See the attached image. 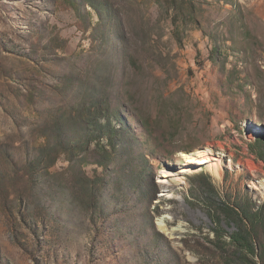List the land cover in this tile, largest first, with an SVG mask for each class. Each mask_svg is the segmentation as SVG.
Listing matches in <instances>:
<instances>
[{
	"label": "rangeland",
	"instance_id": "obj_1",
	"mask_svg": "<svg viewBox=\"0 0 264 264\" xmlns=\"http://www.w3.org/2000/svg\"><path fill=\"white\" fill-rule=\"evenodd\" d=\"M0 264H264V0H0Z\"/></svg>",
	"mask_w": 264,
	"mask_h": 264
},
{
	"label": "bare ground",
	"instance_id": "obj_2",
	"mask_svg": "<svg viewBox=\"0 0 264 264\" xmlns=\"http://www.w3.org/2000/svg\"><path fill=\"white\" fill-rule=\"evenodd\" d=\"M187 166L197 165L207 167V170L215 177L221 178L223 174V166L221 159L211 158V154L208 151L198 152L196 154L186 156Z\"/></svg>",
	"mask_w": 264,
	"mask_h": 264
},
{
	"label": "trees",
	"instance_id": "obj_3",
	"mask_svg": "<svg viewBox=\"0 0 264 264\" xmlns=\"http://www.w3.org/2000/svg\"><path fill=\"white\" fill-rule=\"evenodd\" d=\"M229 209L230 208H232L230 205H228L227 206ZM233 209V208H232ZM243 220H244V218H243ZM241 229H239V231L238 232H234L233 234H231L230 236H229V238H230V240L233 242V243H239L241 240H240V237L242 238V236H241V231H240ZM246 249V251H248L249 249L246 247V246H244Z\"/></svg>",
	"mask_w": 264,
	"mask_h": 264
}]
</instances>
